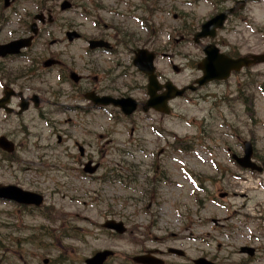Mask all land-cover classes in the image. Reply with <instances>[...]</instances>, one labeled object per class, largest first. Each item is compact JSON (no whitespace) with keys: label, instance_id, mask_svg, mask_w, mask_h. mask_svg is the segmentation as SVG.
<instances>
[{"label":"rangeland","instance_id":"obj_1","mask_svg":"<svg viewBox=\"0 0 264 264\" xmlns=\"http://www.w3.org/2000/svg\"><path fill=\"white\" fill-rule=\"evenodd\" d=\"M62 1L13 0L12 9L8 10L3 9L0 2V43L24 35L25 27H28L34 14L42 9L51 10L55 24L41 31L33 53L44 59L50 55L49 49L64 52L63 58H69L70 63L73 61V66H70L79 68L84 64L78 60L79 54L83 53V44L73 43L68 47L49 44L53 41L66 42L65 32L69 30L87 39L94 37L97 33L93 24L95 17L100 25L107 24L117 27L119 32L133 34L139 46L155 48L158 46L156 43L164 46L171 42L169 36L176 35L174 30L183 19H186L185 26L198 30L203 22L222 8L234 4V0H141L143 7L146 4L151 11L144 15L136 9L140 0H66L72 8L60 12ZM242 1H245L244 9L228 18L219 38L224 44L236 46L244 55L262 53L264 2ZM212 2H216L214 7ZM100 7L112 13L100 10ZM87 13L90 18L84 17ZM117 13L123 16H117ZM136 18L144 22V18L147 19L148 31L140 28V21ZM199 52L200 49L193 44H182L175 51L168 49L170 59L167 61L183 69L179 75L171 72L167 61H160L158 66L177 86L187 84L199 75L190 67L201 58ZM176 53L179 57L175 56ZM95 58L85 63L101 69L93 74H116L115 67L108 60L97 61ZM118 59L122 62L127 60L123 56ZM25 64L15 60L11 64L0 65V76L10 74L8 79L14 80L11 72L26 71L29 64ZM57 75V72H45L42 80L31 78L24 81V95H42L39 107L43 109L35 111L30 107L19 120L12 115L5 121L6 117L0 114V135H6L17 147L15 161L8 165L1 163L2 167L0 164V184L14 183L27 190L41 192L46 204L60 211L55 218L24 215L22 222H18L22 215H17L13 206H0V264L16 263L10 251L5 250L9 248L7 245L1 253L2 236L6 237L13 250L27 252L28 264H43L45 259L48 260L45 264H66L68 258L69 264H84L86 257L101 249H110L116 254L108 264L127 262L125 259L129 256L139 254L129 234L121 239H112L103 232L97 235L91 230L93 227L88 222L101 224L105 219L142 224L145 233L150 236L175 233V242H168V246L175 245L190 260L206 257L223 264H264V172L241 171L230 160L233 152L239 154L241 141L251 138L259 164L264 166V97L257 91L258 84L252 85L256 88L249 89L255 94L253 109H247L246 104L235 96L239 78H233L222 86L207 87L190 96V99L174 102L173 112L166 119L136 116L133 125L139 127L131 138L129 129L133 125L107 124L110 122L107 116L52 113L51 108L59 106L49 95L50 90L71 91L64 84L56 89L57 83L60 84ZM137 77H134V82L125 80V84L139 83L141 80ZM12 87L18 90L16 86ZM226 97L228 100H225ZM135 98L143 99L138 94ZM214 98L223 103L216 104ZM12 103L16 110L17 101ZM59 103L60 106L77 104L73 100L71 104L64 102L63 98ZM68 119L71 121L69 124L61 125ZM155 124L166 132V141L150 131ZM106 133L111 135L110 143L101 144L98 137ZM57 136L61 138L59 145ZM174 138L184 140L181 150L175 151L170 147L174 146ZM75 142L83 146L85 154L99 158L104 165L100 170L97 168L94 174L104 177L108 174L106 167L114 169L117 162L124 167L121 174L131 170L127 181L131 183L130 187L125 188L109 180L81 179L67 159L78 155ZM53 147L55 150H51ZM140 150L143 151L140 153ZM120 151L133 154L135 160L131 155L119 157L118 154H122ZM131 164L133 168L126 166ZM154 167L160 173L153 175ZM159 176L166 177V181L159 182ZM194 181L202 192L196 190ZM214 184L216 188L212 186ZM223 194L225 197L220 198L219 195ZM210 198L219 199L220 206ZM68 220L71 226L74 224L76 228H81V231L75 229L74 235L79 236L82 242L65 239L56 243L46 236L35 235L40 227L56 230L69 225ZM85 229L89 233L84 232ZM136 231L134 235H137ZM142 242L147 249L159 248L151 242ZM243 246L256 250L253 258L238 253ZM183 264L191 263L186 259Z\"/></svg>","mask_w":264,"mask_h":264},{"label":"flooded vegetation","instance_id":"obj_2","mask_svg":"<svg viewBox=\"0 0 264 264\" xmlns=\"http://www.w3.org/2000/svg\"><path fill=\"white\" fill-rule=\"evenodd\" d=\"M117 29H118L117 27H114V26L109 27L107 24H104V25H101V29L99 30V32L97 31L96 38L104 40L108 43L109 49L107 51H105L104 49H97V50L91 52L87 49L86 43H84V42L81 43V45L83 44V53H82V55L79 54L78 60L81 62H84L82 67H79V68L78 67H72L73 61H72V63H70L71 60L68 58L67 59L68 64L61 62L59 65H57L58 67L52 66L50 68V69H52L51 72H54V70H57V69L63 70L65 77H66V74H69L70 72H75L80 76L79 81L75 85L70 86L71 87L70 93H67L65 91L57 92L54 90H50L49 95L52 97V99L55 100V105L59 106V108H57L58 114L62 113V112H66V113H74V114H80V115H85V116H90V115H95V114L101 115L104 113H111L113 115H119V112H120L119 109L114 107V106L103 107L101 105L100 106L93 105L90 101L87 100L86 94H89L90 96L95 95V96L101 97V98L102 97H108V98H114V99H126L129 97H132V98L136 99L135 98V87H134V85L133 84H129V85L125 84V80H127V81L132 80V82H134V79H133L134 69L132 66V57H133V53L135 50V44H134L131 36L125 35L124 33H121V35H119L117 32ZM106 31H108V32H106ZM110 32L112 34H110ZM26 34L27 33L25 32L24 35L20 36V38L28 36ZM70 45L71 44L66 43L64 41H62V42L53 41L49 44V46H53V47H58V46L68 47ZM42 46H44V44H42ZM34 48L35 47L30 48L29 50L27 49L24 52H21L20 55H18L17 57H8L7 60H17V59L26 58V61H28L30 63V65H32L31 69L34 70L35 65H33V64H37V68H38L39 64H42V62L45 59L50 58L53 60H57V59H55V56H57V55L63 56L65 54L64 52L57 53V52H54V51L49 49L50 55L44 59H40V58L36 57L35 53H33ZM92 54H94L93 55L94 58L98 57V58H95L97 61H104V59L108 60L110 62V64L113 65V68L115 67L114 70L116 71V74L113 76H109V75H105V74H93L94 71L100 72L101 69L99 67L95 68V67H92L89 65H85V63H87L89 61V58L92 56ZM155 54H156V52H155ZM121 56L126 57L127 60L125 62H122L121 60L118 59ZM103 57H105V58H103ZM70 65H72V66H70ZM41 71L42 70H39V68H38L36 70V72L34 73V75H35L34 77H37L38 75H40ZM252 72H256V71H251L250 73H252ZM102 73H105V72H102ZM156 74L159 77L160 82H162V83L166 82V78H164L163 75H161L159 71L156 72ZM247 75H248L247 71H244L242 73L243 78H246ZM249 75H251V74H249ZM63 82L64 81H61V83L57 85L56 89H58V86L62 85ZM25 91H20V93H22V95L25 98L29 99L28 96L24 95ZM51 92H53V94H51ZM34 94H36L38 96L39 106H40V103L42 102V100L40 99L41 98L40 96H42V95H40L38 93H33L32 96ZM144 96L145 97H144V100L142 102L139 101L138 99H136V100L139 103H143L147 99L146 95H144ZM61 98H63L64 102L65 101L68 102L70 100H77V99L79 100V102L75 107H70V106L65 105V104H63V106L61 107L60 103H59V100ZM12 99L14 101H17V105H18V98L14 97ZM13 100H11V102H10L11 106H13V103H12ZM30 105H31V103H30ZM150 112L154 113L155 115H158L159 118H162L159 115V113L157 114V112L152 111V110H150ZM20 116H18V117H20ZM130 118H127L125 120H128ZM80 120H82V119H80ZM5 121H7V120H5ZM69 121H70V119L66 120L64 122V124H61V125L66 126ZM154 131H155L154 134H160V135L163 132V130L157 124H155ZM132 135H133V128L131 127V130H130V137L131 138H132ZM57 137H56V140H57L56 142L59 145L61 143V138L59 136H57ZM110 137H111V135L106 133L104 135H99L98 139L100 140L101 144H103V143L109 144L110 143V141H109ZM252 141L253 140H250L251 143H252ZM76 144H77V142L74 143V147H76ZM51 150H55V147H53ZM118 156L121 158L127 157V155H118ZM67 159L69 160V164L71 165V167L76 168V170L78 172V176H84V177H87L88 179H93L96 181L102 179L104 182H106L107 180H109V181L112 180L111 182H114V180H116L120 177H124V176H126V174H128L127 173L128 170H126L124 174H121L122 171H124V167H123V165H120L118 162L114 165V167H115L114 169L106 167L108 174L104 175V177L94 174V172L96 171L97 168H98V170H100L102 168V166H104V165L101 163L99 158L92 157L91 155L85 154V152L80 153L78 155H74L71 158H67ZM136 162L138 164H140L139 161L136 160ZM88 163H90V164L87 166ZM126 166H128V167L130 166L132 168L134 167V165H132V164L126 165ZM93 167L95 168V170L91 175H87L84 173V170L86 168L91 169ZM157 173H160V170H157V168L154 167L153 175H155ZM14 208L17 210L18 215H21L26 210L29 214H33L37 211L36 208H33L31 206L14 205ZM19 220H22V219H19ZM126 226L133 227L130 230V234H131V238L133 239L132 242L135 243V246L139 250V254H136V255L149 254V255H152L158 259L163 260V264H168V262H167L168 259L171 260L170 264H177V259H176L175 255L172 253L170 254V252H172L173 249H177V247L175 245L168 246L167 237L164 233L159 237H156V235L150 236L149 234L145 233L146 229L142 226V224H138L136 222L126 224ZM136 230L137 231L140 230L141 232L137 235H134ZM161 232H162V230H161ZM173 237L175 238L176 235ZM4 240L6 241L5 236H4ZM142 241L151 242L153 244H156L159 246V248L147 249V247H143L144 244ZM172 242H175V241L173 240ZM1 247L4 248L3 246H1ZM5 250L7 251L8 249H5ZM11 253L14 256V259L16 261L15 264H28V261L24 259L23 255L19 249H16V251H12ZM131 264H134V263H131Z\"/></svg>","mask_w":264,"mask_h":264},{"label":"water","instance_id":"obj_3","mask_svg":"<svg viewBox=\"0 0 264 264\" xmlns=\"http://www.w3.org/2000/svg\"><path fill=\"white\" fill-rule=\"evenodd\" d=\"M4 1H5V5H7L9 0H4ZM67 7H68V4L65 2L61 6V9H65ZM224 18H225V15L220 14V15L215 16L208 22H206L204 25H202L201 27L202 31L195 35V40L197 41L198 38L205 37L207 35L212 36L214 28L220 27ZM25 42L28 43V41L19 40V41L12 42L5 46H0V56H4L6 54L17 53L20 48L25 47L24 45ZM205 52L207 54L208 59L199 65V68H201L204 72V78L202 81L199 82L200 84L204 83L205 81L211 80V79H225L228 76L230 69L238 70L241 66L248 65L249 63H251L250 61H247L245 59H240L237 61H230L225 58L227 61H225L224 64L217 65L216 64L217 50L209 48L208 50L205 49ZM259 57L260 58H258L257 61L264 62V57L263 58L261 56ZM137 60H138V63H141L143 62V57L139 56ZM1 105H2V102H0V106ZM118 105L124 108L125 109L124 111H126V113H130V111L133 109V108L129 109L130 104L127 101L121 102ZM0 147L8 151L11 150L10 144H8V142L4 138H0ZM250 155H251V149H250L249 144H247L245 156L239 160L240 165L243 167L255 169V166L250 162ZM258 171H260V169H258ZM13 190L14 189L12 187H8V188L1 187L0 196H3V194H11V196L9 197H12L19 201H24V202L33 201L35 203L41 202L40 198L35 199V200L34 199L28 200L27 198H24L20 195L24 193H21L20 191H16L17 192L16 194V192ZM241 251L247 252L249 255H252L253 253L252 249L243 248ZM106 255L107 254H102V253L96 254L92 259L87 261V264H102L103 259L105 258ZM195 264H210V263L201 259V260L195 261Z\"/></svg>","mask_w":264,"mask_h":264}]
</instances>
